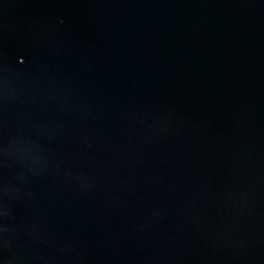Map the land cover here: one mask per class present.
Here are the masks:
<instances>
[{
    "label": "water",
    "instance_id": "water-1",
    "mask_svg": "<svg viewBox=\"0 0 264 264\" xmlns=\"http://www.w3.org/2000/svg\"><path fill=\"white\" fill-rule=\"evenodd\" d=\"M0 264H264V0H0Z\"/></svg>",
    "mask_w": 264,
    "mask_h": 264
}]
</instances>
